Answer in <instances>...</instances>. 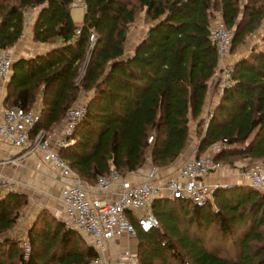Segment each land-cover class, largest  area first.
I'll return each mask as SVG.
<instances>
[{"label":"trees","instance_id":"1","mask_svg":"<svg viewBox=\"0 0 264 264\" xmlns=\"http://www.w3.org/2000/svg\"><path fill=\"white\" fill-rule=\"evenodd\" d=\"M75 1L0 0V48L12 50L20 41L33 9V40L50 46L15 60L4 105L32 111L41 97L37 133L61 125L82 90L91 92L72 143L60 150L90 185L113 166L124 175L141 172L147 157L162 168L173 165L215 84V16L233 33V53L264 23V0H81L87 6L81 25L71 14ZM142 13L149 28L126 53ZM233 66L236 83L225 89L204 134L199 123L197 149L228 138L234 147L216 158L252 165L264 161V47ZM214 195L215 205L185 197L154 201L160 226L139 230L141 264H264V192L232 183L219 185ZM25 200L22 191L0 192V264H92L94 248L56 218L36 220L26 256L6 235Z\"/></svg>","mask_w":264,"mask_h":264},{"label":"built area","instance_id":"2","mask_svg":"<svg viewBox=\"0 0 264 264\" xmlns=\"http://www.w3.org/2000/svg\"><path fill=\"white\" fill-rule=\"evenodd\" d=\"M83 9L87 6L82 3ZM80 32L78 29L77 34ZM211 39L219 54L218 69L212 81L217 96L221 97L228 87L234 86L232 73L236 62L231 47L233 33L223 22H214ZM15 62L12 50L0 48V80H8ZM87 111L86 102L70 107L63 117L64 124L58 129L44 133L33 129L40 121L41 111H28L21 106L7 107L0 104V137L15 149L25 154L41 155V160L59 170L62 186L58 200L59 213L65 227L77 231L94 248L92 264H141L138 249L123 245L120 239H133L142 229L149 232L160 226L152 205L164 197H185L193 202H210L215 205V189L219 183L207 184L208 176L224 169L217 155L233 148L228 140L222 139L210 145L207 153H198L185 160L175 174H162L158 166L146 172H138V179L124 175L113 166L106 174L100 175L94 185H89L69 166L60 150L72 143V134ZM209 109L205 118V129L214 115ZM153 136L149 142H152ZM19 158V157H18ZM18 158L0 159V192L17 191L15 180L8 176L2 166L16 162ZM147 159H150L147 157ZM240 183H249L264 192V161L255 165L243 163L235 172ZM114 255V256H112Z\"/></svg>","mask_w":264,"mask_h":264},{"label":"rangeland","instance_id":"3","mask_svg":"<svg viewBox=\"0 0 264 264\" xmlns=\"http://www.w3.org/2000/svg\"><path fill=\"white\" fill-rule=\"evenodd\" d=\"M82 3H83L82 1L80 2V0H76L75 3L73 4L74 6L73 8H77V7L83 8ZM215 22H222L219 14L215 16ZM149 25H150L149 22L145 20L144 18V13L140 14L137 19V22H135L132 25V28L130 30V33L128 36L129 37L128 44H127L128 49L132 48L138 41L142 40L146 31L149 28ZM263 39H264V23L254 32L253 35L247 38V40L242 46H239V48H237L238 50L233 52V56L235 60H238L240 59V57L248 55L255 48L257 49L263 48L264 47ZM214 86H216V84H214ZM90 93L91 92L82 90L79 100L73 106L79 104L80 102H85L87 99V96ZM39 98L41 97L38 96L35 102V106L32 109L36 112L41 111V108H42V103L39 104L40 102ZM6 106L10 107V105H6ZM62 123H64V120ZM196 123H197V120H194L192 129L196 125ZM199 123L202 124L200 131L202 134H204L205 133L204 131L205 130V119H202ZM60 127H61L60 125L51 127L49 128V130L43 128L41 129V131L44 133H49L50 131L54 129H58ZM193 135H194L193 140L190 138L191 145L189 146L187 152L181 158H179V161H177L176 163H174L173 165L169 167L162 168L158 165L152 164L150 159H146L145 167L142 172H146L147 169H149L150 167L154 165V166H158L159 168L163 170L162 174H165V175L175 174L177 172L176 170L173 169L174 171H168V169H172V168L178 169L179 166H181L185 160L195 157V155L199 153L197 149L198 143L200 141L199 140L200 136L198 135V128L196 129V132L193 133ZM208 151H210V148L202 152L201 154L207 153ZM22 152L24 151L22 150ZM34 156H36L37 158H41L40 154L33 155L30 153L26 155L25 152L22 157L24 158V157H34ZM220 162L224 164V169L222 171H219L216 174H212V176L217 175L216 177L218 181H219V178H221V180H223V182H226V183H228V181L230 180H234L235 183H240L238 180L239 178H237L235 174L238 166L243 163L250 165V163L244 159L243 160L236 159L233 157L227 158V160L220 161ZM256 163L252 165H255ZM50 172L53 173L54 170L48 169V173ZM54 174L56 175V172H54ZM132 175L133 174H127L128 177H132ZM11 177L14 180L16 179L14 176H11ZM28 179H31V177H28ZM228 184H232V183H228ZM228 184H223V185H228ZM26 185H28L25 189L26 190L25 191L26 203H24L20 207V213H19L20 218L18 222L14 225L12 229H10L6 233V235L16 239L19 242L20 246L23 247L26 256H28L31 253L30 244H29V233H28L30 228L34 225L37 219H42V221H52V218L60 219L59 213L61 212L62 207H61L60 200H58V195H59V191L61 188V185L59 184V182H52L47 179L43 180V178H41V180L35 179V181H30L29 184L27 183ZM120 241L123 245H129V246H132L138 249V237L133 238V239H129L125 237L123 239H120Z\"/></svg>","mask_w":264,"mask_h":264},{"label":"crops","instance_id":"4","mask_svg":"<svg viewBox=\"0 0 264 264\" xmlns=\"http://www.w3.org/2000/svg\"><path fill=\"white\" fill-rule=\"evenodd\" d=\"M80 2H81V0H80ZM37 13H38V9H33L30 11L29 22H28L29 25L26 28V31H25L24 35L22 36V38L20 39V41L17 42V44H15L14 47L12 48V53H13V57L15 56V60H17L18 58H23V57L28 58V57H31L32 55H35V54L46 53V50H48L50 47L47 44L46 45L41 44V43H38V42L33 40V25H34L33 23L36 19ZM85 13H86V10L83 8H80V7L72 9V13H71L72 18L77 25H81L83 23L82 21L84 19ZM139 42L140 41H138L132 48L128 49V47H126V53H132L134 50V47ZM8 81L9 80H5V81L0 80V104H2V105H4V99L7 96L8 90L6 88H7ZM88 96H87V98H88ZM207 98L208 99L206 101V105L204 107V110L201 113V116L198 118L196 125L191 130L192 131V134H191L192 140L194 138L193 133L196 132V129L198 127V123L202 119L206 118V116H207L206 114L208 113L210 107L215 108L221 99L220 97L217 96L216 88L213 86L210 87L209 94H208ZM39 99H40V102H39V104H40L42 102H41V98H39ZM63 124L64 123H62L60 126L62 127ZM190 145H191V141L189 142L188 148ZM188 148L186 149L185 153L187 152ZM23 155H24V152H22V149H18V148L15 149V148L11 147L5 141V139L3 137H0V159L5 158V157L18 158L21 156L18 159V161L2 166L3 171L8 176L10 175V176H14L16 178L15 182L18 185L17 191H22L25 193V191H26L25 189L28 186V185H26L27 183L29 184L30 181H35V179L41 180V178H43V180L47 179V180L52 181V182H59V184L62 186V184H61L62 179L59 175V170L57 168H54L51 165L49 166L48 164L44 163L41 160V158H37L36 156L23 158L22 157ZM48 169H51V170L53 169L54 172H56V175L54 174V172L48 173ZM173 169L178 172L179 168L178 169H175V168L168 169V171H174ZM131 174H133L132 177H134L135 179H138L140 176L137 173H131ZM216 176L211 175L210 177H207L205 180V183L210 184V185L218 183V182L221 185L228 184V183H235L234 180H230V181H228V183L223 182V180H221V178H219V181H218ZM28 177H31V179H28ZM33 183H35V182H33Z\"/></svg>","mask_w":264,"mask_h":264}]
</instances>
